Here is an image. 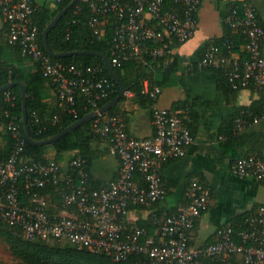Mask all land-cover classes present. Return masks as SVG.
Returning <instances> with one entry per match:
<instances>
[{
	"label": "built area",
	"instance_id": "built-area-1",
	"mask_svg": "<svg viewBox=\"0 0 264 264\" xmlns=\"http://www.w3.org/2000/svg\"><path fill=\"white\" fill-rule=\"evenodd\" d=\"M87 1L95 33L113 23L110 62L122 66L175 53L174 41L184 43L194 35L202 0ZM236 2L224 22L241 35L238 49L231 39L211 45L199 66L222 69L235 88L264 89L262 19L251 0ZM0 8L8 25L9 43L41 65L44 76L57 87L62 106L74 105L78 94L86 96L94 107L111 96L115 83L101 74V66L65 63L44 52L33 22L39 8L36 0H0ZM144 92L156 101L162 88H152L146 79ZM5 100L14 106L16 95L5 91ZM5 115L9 119L3 129L13 139V148L7 160L0 163V223L20 228L25 239L69 241L79 248L113 255L116 260L146 253L156 264H194L201 257H212L221 264H264V205L246 216L244 228L239 224L237 230L229 223L217 229L213 243L191 244L196 221L211 204V189L197 180L186 191L187 203L171 215L156 218L158 242L149 237L147 227L127 223L133 207H149L164 199L165 163L184 157L195 141L182 110L154 104L155 134L151 137L131 136L119 114L95 117V137L120 160L117 177L101 189L88 185L86 159L76 151L62 161L43 163L25 158L28 137L17 115L8 110ZM248 115L252 118H236V132L264 120V111ZM57 121L58 116L52 123ZM231 169L238 176L264 183V159L256 153L237 158Z\"/></svg>",
	"mask_w": 264,
	"mask_h": 264
},
{
	"label": "trees",
	"instance_id": "trees-1",
	"mask_svg": "<svg viewBox=\"0 0 264 264\" xmlns=\"http://www.w3.org/2000/svg\"><path fill=\"white\" fill-rule=\"evenodd\" d=\"M72 1L73 0H44L41 3L36 1L39 8L33 15V22L38 27V41L40 46L44 52L50 55L54 60L85 67L95 65L101 66L103 68L101 74L115 83V90L107 100L100 101L98 107L92 106L91 102L83 94H78L76 96L74 105L62 106L60 104L57 87L52 83L50 78L44 76L41 65L36 62L32 66H26V60H30V58L22 54L19 46L9 43V29L6 23L5 27L0 31V87L17 81L25 85L28 126L35 140H46L55 136L88 113L100 109L107 102L117 97L121 92L120 85L110 73L103 58V56H105L110 60L112 59L114 45L113 23L110 22L106 24L102 32L95 33L94 28L90 24L93 13L89 1L79 0L76 2L49 31L48 42L54 53L87 50L97 52L98 54L54 56L48 52L44 40V31L50 22ZM234 3H230L229 8L222 11V35L209 41L203 48V54L211 45L222 44L226 39L235 41L238 49L242 41L241 35L234 32V30L224 22ZM261 19V24L264 27V18L261 17ZM180 44V42L174 41L172 46L176 48L180 46ZM9 49L12 55L8 56L7 51ZM181 62V56L175 52L157 59L150 58L149 62L132 61L122 66L112 65L123 83L126 93L115 106L102 114V116L114 114L122 116L120 107L128 98V92L133 93V100L138 103L139 106L152 107L155 100L144 92V81L148 79L152 88L154 86H160L162 88V86L167 84L172 76L182 68ZM206 69L213 70L217 73L219 77V88L230 100H234L239 90L242 88H235L222 69ZM51 89L54 91L56 97L54 103L47 101L49 90ZM259 89L261 97L258 100H254L249 106L237 107L234 116L227 121L226 126L220 134V139L222 140L221 145L227 147L231 146V148L235 150L238 148L239 142H245L248 136L251 135L248 129L243 132H236L235 120L238 116L242 115L250 119L252 116L248 114L256 115L264 111V90L263 88ZM6 91H11L16 95V103L14 106H11L10 103L5 100V91L0 93V163L7 160L13 148V139L10 134L3 129V126L9 119L5 115V110H8L11 114L17 115L21 122L22 130L27 136L23 120L22 87L20 84H15ZM180 103L181 102H177V109L186 106L185 101L183 104ZM72 109L74 111H72ZM246 111H248V113H246ZM56 116H58V121L52 123ZM184 116L183 114V117ZM184 123L188 125V120L185 117ZM92 124L93 119L83 123L81 126L73 129L50 144H33L27 139L23 155L27 159L47 163L51 160H65L70 156L69 154L71 152L76 151L86 159V169L89 174L88 185L91 188L101 189L108 184L103 185L95 180L90 170L92 162L99 155L95 146V142L99 141V139L95 137L92 131ZM51 189L54 190L55 187H51ZM58 195L59 193L57 192L56 196ZM246 216L247 215L232 223L235 229H240L239 224L245 222ZM157 217L149 221L139 220L136 225L147 227L148 234H150L152 227L155 229L158 226L157 223L152 224L153 221H156ZM244 227L245 224H243L242 228ZM0 236L9 244L12 253L18 259L15 264H156L146 253H134L126 259L116 260L113 255L96 253L88 248H79L69 241L56 239L27 240L23 237L20 228L12 227L5 223H0ZM194 264H221V262L212 257H201L197 259Z\"/></svg>",
	"mask_w": 264,
	"mask_h": 264
},
{
	"label": "crops",
	"instance_id": "crops-1",
	"mask_svg": "<svg viewBox=\"0 0 264 264\" xmlns=\"http://www.w3.org/2000/svg\"><path fill=\"white\" fill-rule=\"evenodd\" d=\"M36 1L41 3L44 0ZM236 1L202 0L194 35L176 47L175 52L182 59V68L162 86V92L154 104L182 110L195 141L184 157L165 163L162 172L166 187L164 199L149 207H133L127 215V223L134 225L139 220L149 221L157 216L173 214L187 203L186 191L190 183L197 180L211 189V204L196 221L190 236L193 246L213 243L218 228L234 223L264 205V183L252 177L238 176L231 169L237 158L249 153H256L264 159V120L248 128L251 135L245 142H239L235 150L231 146L221 145L220 139L221 131L234 116L236 108L249 106L258 100L261 97L260 89L243 88L234 100H230L218 86L217 73L199 66L205 45L222 35V11ZM251 1L264 18V0ZM5 25L4 15L0 11V31ZM7 55H12L10 49ZM25 65L32 66L34 62L27 59ZM47 101H56L52 89ZM184 101L186 106L177 109V102L183 104ZM120 111L131 136L151 137L155 134L153 106L141 107L133 100V95H128ZM95 146L99 155L92 162L91 174L95 180L106 185L117 177L120 160L109 152L105 142L96 141ZM149 237L159 241L158 226L155 229L152 227Z\"/></svg>",
	"mask_w": 264,
	"mask_h": 264
},
{
	"label": "water",
	"instance_id": "water-1",
	"mask_svg": "<svg viewBox=\"0 0 264 264\" xmlns=\"http://www.w3.org/2000/svg\"><path fill=\"white\" fill-rule=\"evenodd\" d=\"M79 0H73L60 14H58L51 22L50 24L46 27L45 31H44V40H45V45L46 48L48 50V52L51 55L54 56H66V55H74V54H98L97 52H93V51H87V50H79V51H73V52H62V53H54L53 50L51 49L49 42H48V33L49 31L52 29V27L71 9V7L78 2ZM104 61L106 66L108 67L110 73L112 74V76L115 78V80L117 81V83L120 85L121 87V92L120 94L115 97L114 99L110 100L109 102H107L105 105H103L100 109L94 111V112H90L87 115H85L83 118L77 120L76 122H74L73 124H71L70 126H68L67 128H65L63 131H61L60 133L56 134L55 136L46 139V140H35L33 138V136L31 135V132L29 130V126H28V113H27V100H26V88L25 85L22 84L21 82L17 81V82H12L6 85H3L0 87V93L6 91L7 89H9L10 87H12L15 84H20L22 87V104H23V120H24V124H25V130H26V134L27 137L29 139V141L33 144H38V145H45V144H50L53 143L54 141L58 140L59 138L63 137L64 135H66L67 133H69L70 131H72L73 129H76L77 127L81 126L83 123L87 122V121H91L92 119H94L95 117L104 114L105 112H107L109 109H111L113 106H115L121 99L122 97L125 95L126 93V89L123 86V83L121 82L119 76L116 74L110 59L103 56Z\"/></svg>",
	"mask_w": 264,
	"mask_h": 264
},
{
	"label": "rangeland",
	"instance_id": "rangeland-1",
	"mask_svg": "<svg viewBox=\"0 0 264 264\" xmlns=\"http://www.w3.org/2000/svg\"><path fill=\"white\" fill-rule=\"evenodd\" d=\"M17 260L9 244L0 236V264H15Z\"/></svg>",
	"mask_w": 264,
	"mask_h": 264
}]
</instances>
